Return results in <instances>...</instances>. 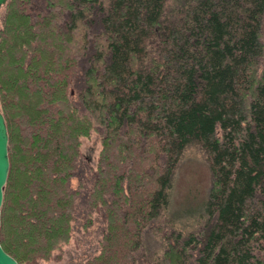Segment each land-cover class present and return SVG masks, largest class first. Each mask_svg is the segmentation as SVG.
<instances>
[{
	"label": "trees",
	"instance_id": "16d2710c",
	"mask_svg": "<svg viewBox=\"0 0 264 264\" xmlns=\"http://www.w3.org/2000/svg\"><path fill=\"white\" fill-rule=\"evenodd\" d=\"M2 9L8 255L37 264L69 242L80 138L95 131L83 227L94 211L104 227L85 264L133 262L190 145L211 175L203 222L160 228L165 248L148 264H264V0H7Z\"/></svg>",
	"mask_w": 264,
	"mask_h": 264
},
{
	"label": "rangeland",
	"instance_id": "374dc122",
	"mask_svg": "<svg viewBox=\"0 0 264 264\" xmlns=\"http://www.w3.org/2000/svg\"><path fill=\"white\" fill-rule=\"evenodd\" d=\"M168 1V7L171 5ZM3 9H0V15ZM264 38V17L262 24ZM71 98L75 94L71 90ZM80 158L75 176L71 179L72 189L79 190L75 203V219L68 243L61 246V253L55 251L49 260H38L37 264H85L97 255L104 227L101 211H94L91 225L83 227L87 219L86 200L91 188L90 174L96 167L101 150L100 137L92 131L88 137L80 138ZM211 185V175L206 154L195 145L188 146L177 165L168 190V205L160 216L150 222L142 234V247L135 252L131 264H148L159 257L165 248V239L160 228H175L182 233L200 227L204 217V207ZM60 255L59 259H55Z\"/></svg>",
	"mask_w": 264,
	"mask_h": 264
},
{
	"label": "water",
	"instance_id": "95a60500",
	"mask_svg": "<svg viewBox=\"0 0 264 264\" xmlns=\"http://www.w3.org/2000/svg\"><path fill=\"white\" fill-rule=\"evenodd\" d=\"M7 0H0V9L6 3ZM7 142L8 135L7 129L4 121V117L0 111V207L2 203V188L5 184L8 168H9V160L7 154ZM0 264H18L17 261L8 255L0 245Z\"/></svg>",
	"mask_w": 264,
	"mask_h": 264
}]
</instances>
